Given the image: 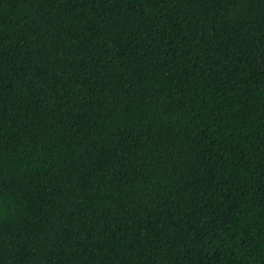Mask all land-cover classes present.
Wrapping results in <instances>:
<instances>
[{
	"label": "trees",
	"instance_id": "1",
	"mask_svg": "<svg viewBox=\"0 0 264 264\" xmlns=\"http://www.w3.org/2000/svg\"><path fill=\"white\" fill-rule=\"evenodd\" d=\"M0 264H264V0H0Z\"/></svg>",
	"mask_w": 264,
	"mask_h": 264
}]
</instances>
